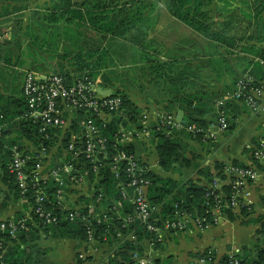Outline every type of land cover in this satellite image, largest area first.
I'll use <instances>...</instances> for the list:
<instances>
[{
  "label": "trees",
  "instance_id": "16d2710c",
  "mask_svg": "<svg viewBox=\"0 0 264 264\" xmlns=\"http://www.w3.org/2000/svg\"><path fill=\"white\" fill-rule=\"evenodd\" d=\"M209 1L164 0V5L171 16L195 32L211 39L215 44L233 46L236 42L234 39L236 36L229 32L228 23L222 24V28L216 29L207 20L205 22L201 19L203 7ZM251 1L255 5L253 7V17L255 19L253 25H255V29L253 36H251L255 40V44L248 46L246 49L250 50L253 54V59L248 60V65L251 64L252 67L247 73L248 75L245 74L233 80L226 92L232 91L239 79L244 78V76L249 78H251L250 74L255 76V81L251 79L257 84L260 83L257 80L262 79L261 81H263L264 79V0ZM56 2L47 12L46 17L49 23H62L59 29L63 33L66 45L73 47L74 50L64 47V53L61 58H67L71 54V58L76 61L77 65L74 68L66 69H64V66H61L60 71L54 70L42 73L61 75L68 81H71L73 77H85L92 82H97V74L93 73L89 65L91 62H86L85 59L98 53L97 61H99L105 57L108 47L111 49L113 45L120 44V39L127 38V36H130L131 40L135 39L132 38L134 31L140 27L146 18L144 15V0H56ZM250 8L252 10V7ZM5 13L7 12L5 11L3 14ZM10 21L12 22V18L7 16L2 19L0 21V30ZM19 30L20 27L16 29V33ZM82 30L92 31L98 38H90V40L85 38L84 42L87 43V46H81L79 42L83 37ZM15 34H12L11 38H5L0 42V64L10 63L11 55L7 47L11 45L13 38L19 35V33ZM107 38L109 39V44L106 48L103 43ZM16 40L18 43L22 41L21 37L16 38ZM123 42L121 41L122 50L126 51V46ZM142 48L146 49V44H142ZM83 51H85V58L82 55ZM112 53L114 51L111 49L109 57H111ZM224 61L223 57H211L208 59V64L213 69L220 67L223 70L225 67L221 66H224L222 63ZM202 66L191 64L190 61L186 62L182 60V63L181 61L178 63L177 60H161L156 55H147L142 60L139 69L141 71V78L145 79L146 86L155 90V93L149 91L151 96L148 97L149 102L145 100L147 102L145 105H140L137 101L132 100L124 87L116 88L114 85L107 87L112 89V93L105 97H119L121 100L117 108L103 109L106 113H109V118L104 119L96 114L98 118L93 117L95 124L99 127L100 133L106 139L107 158L102 162V165H99L100 167L94 170L88 159L80 156L77 159L78 162L73 161L72 170L69 174L76 177L83 175L84 180L86 179L93 184V191L90 195L88 194L87 197L79 196V199L84 198L85 202L79 206L69 199V194L73 191L71 187L78 185L76 184V180L71 182L66 178L62 184H59L56 178L50 176L42 178L40 175H36L35 172H31L30 177L27 178L28 184L26 188L21 190L18 187L14 174L8 170L6 165L11 158L12 146L17 144L22 148V144L26 141L30 143L31 147L25 151V155L32 154V152L37 151L39 147L44 145L52 147L53 151L50 153L52 158H59L60 155H63V148L67 146L71 138L70 133L80 131L78 123L75 121L69 127L70 130H55L52 128L49 131L48 137L50 138L45 139L44 133L40 131V128L32 120L25 117L27 105L25 104L22 92L19 97H16L15 94H12V96L5 95L0 89V125L2 126L0 132V170H2V174L5 175L9 184L14 188L16 195L28 204L30 207L29 213L31 212V219H25L24 228L17 232L16 238L9 236L7 233L0 234V264H38L40 253L34 248L33 242L39 238L40 234L52 237H73L84 242L87 239L89 228L93 230L92 236L96 241L103 242L104 236H107L110 243L116 241L114 252L109 256L108 264H134L130 252L138 250L139 253L143 254L138 243L143 238L149 240V238L153 237V234L145 230L143 224L138 219L133 220L128 226H123V215L129 214L132 216L134 212V205L121 196L120 188L116 184L119 178L122 181H126L129 178L125 172L127 163L124 161L119 162L121 172L118 178H115L108 164L111 163L110 161L113 156L120 153L134 155L136 162L144 167L141 176L149 180L147 198L149 203L156 207L157 215L161 219L172 218L175 211L179 208L187 210V212H191L192 214L204 215L206 202L211 199V196L206 195L210 192L209 187L205 188L193 183L184 185L174 182L170 178H163L145 167V164L138 159L136 154L137 145H142L140 143L144 145L145 142H149L156 150L159 166L165 170H169L171 165L177 162L181 155L182 144L176 135L185 130L190 136L202 141L203 135L196 131V129L199 127L206 129L208 124L216 123V101L222 95H219L218 98L212 97L206 91L199 90L198 82L201 83L202 78L196 69ZM27 70L35 71L34 68ZM168 98H171L173 101ZM175 100H179L178 105L185 111L186 116L184 123L178 121L182 126L179 129L168 125L164 121L165 116L170 114L174 116L169 107H174L172 103ZM163 102L167 105L157 108L160 113L152 122L148 115L149 110H151L150 106H152V103L159 104ZM231 104L227 103L225 107L228 122L227 129L233 126V115L231 116V112H229ZM238 106L243 109L248 108L246 103L241 101H238ZM210 112L214 114V122H207V120L199 119L195 116L199 113L205 115ZM142 129L149 131V138L144 140L133 138L130 141H117L122 137L120 130L136 131ZM52 161L54 162L55 160L52 159ZM36 162L37 159L32 155L27 160L26 171L35 169ZM229 163L241 168L246 167V165L236 161ZM226 164L216 161L214 166L215 174L225 177L223 173ZM64 175L63 173V177ZM208 181L212 184L213 175L209 174ZM38 189L40 192L36 191ZM58 189L63 190L62 200L56 195ZM129 191L131 192L130 188ZM223 192L227 196L226 198L229 199L232 193L231 185L224 184ZM114 202L121 203V219L118 218L119 214H115L117 211L113 209ZM210 203H212L211 200ZM90 204H97L103 211H106L104 215H100V222H97L92 217H89L88 222L81 220L80 217L87 213V207ZM239 204L240 201H238L237 206ZM37 206L50 212L52 216L57 218V221L49 224L44 223L43 219L34 211ZM70 213L74 214V220H70ZM17 218L24 217L19 216ZM117 231L123 233L124 236L121 239L116 237ZM128 232L134 235L135 238H127L126 234ZM261 232L264 234V220L261 222ZM29 250L33 252L31 253ZM41 254H43L42 251ZM227 255L223 259L224 264H227ZM236 257L240 258L243 264H264V246L257 251L254 258L243 259L238 253ZM77 260L80 262L79 258ZM155 264L159 263L155 262Z\"/></svg>",
  "mask_w": 264,
  "mask_h": 264
},
{
  "label": "crops",
  "instance_id": "0c3cea01",
  "mask_svg": "<svg viewBox=\"0 0 264 264\" xmlns=\"http://www.w3.org/2000/svg\"><path fill=\"white\" fill-rule=\"evenodd\" d=\"M31 1L39 5L38 0L37 2L36 0ZM14 5H18L14 0H0V11L5 8H13ZM11 15L1 13L0 21L6 16L12 18ZM155 24L179 26L168 30L158 27L155 31L153 29L148 40L150 42L149 54L156 55L161 60H177L178 63L180 61L182 63V60L186 61L184 58L189 57L194 52L197 53L198 57L207 58L202 60L203 66L196 70L202 78L201 83L198 82L199 90L206 91L212 97L218 98L219 95H224L233 80L247 74L252 67L251 64L248 65V60L253 59V54L246 48L252 46L253 42L249 44L247 38L243 41L234 38L236 42L233 46L218 43L216 45L214 41H211L217 46V50L209 52L205 48L206 41L199 38L200 34L190 30L188 26L173 16L157 18ZM20 26V23H15L12 18V22L6 23L3 28L8 29V37L11 38ZM161 30H166V32H159ZM170 31L172 32L170 33ZM211 57H223L225 61L222 62L224 66L221 67H225V69L221 70L220 67L213 69L208 64V59ZM244 62L245 65H243ZM250 76L255 81V76L251 74ZM22 80L23 76L21 82ZM261 80L257 81L261 82ZM18 92L19 94H17ZM20 93L21 84L15 94L16 97H19ZM168 99L172 100L171 98ZM179 100H175L172 103L174 107H169V109L172 110L178 121L184 123L185 111L178 105ZM262 101H264V93ZM231 103L229 112H231V116L233 115V126L218 132L216 138L202 142L200 139L197 140L190 136L185 130L176 135L182 144L181 155L169 170L159 166L156 150L149 142H145L144 145L140 143L142 145L136 146L138 159L145 164V167L163 178H170L174 182L184 185L193 183L205 188L211 185V182L208 181L209 174L213 175V180L220 177L214 172L216 161L225 164L236 161L249 166L253 162L251 157L253 144L264 131V111L253 114L247 108L243 109L238 106V102ZM163 105L167 104L165 102L152 103L150 106L151 110H149L148 115L152 122L160 113L157 108ZM195 116L207 120V122H214L215 119L211 112L205 115L199 113ZM41 172L43 176L47 175V169H42ZM221 179L224 180L225 177H221ZM224 184L221 183L219 188L223 189ZM92 185L90 181L85 179L78 185L71 187V190L73 189L69 194L71 202L77 203V206L84 204V198L79 199V196L87 197L88 194L90 195L93 191ZM29 211L28 204L16 195L14 188L0 170V221L19 216L27 217ZM224 213L217 223L207 228L188 224L184 231L166 232L164 241L160 244L151 247L147 238L141 239L138 244L143 255L149 256L154 263L159 264H189L199 254L209 249L216 255L212 264H224L223 259L230 253H238L243 259L254 258L257 251L264 246V234L261 232V222L264 220V179L248 180L240 198V204L225 210ZM33 243L34 248L40 253L38 264H99L102 262L108 264L109 256L113 254L115 248V242H103L94 245L81 242L73 237H52L42 234ZM82 251H86L89 258L84 262L81 260L78 262V254Z\"/></svg>",
  "mask_w": 264,
  "mask_h": 264
},
{
  "label": "built area",
  "instance_id": "2783aa9c",
  "mask_svg": "<svg viewBox=\"0 0 264 264\" xmlns=\"http://www.w3.org/2000/svg\"><path fill=\"white\" fill-rule=\"evenodd\" d=\"M5 38H9L7 28L0 30V42ZM96 86L94 81L92 82L85 77H73L71 81H68L57 74L42 73L36 70L25 71L21 86L22 96L27 105L25 117L32 120L40 128V131L44 133V138H50L48 136L52 128L55 130H70L69 127L75 121L80 126V131L70 133L71 138L67 146L63 148V155H60L59 158H52L50 153L53 149L50 146V149H48L49 147L42 145L37 151L32 152V154L25 155V151L31 147L30 144L25 142L22 144V148L14 144L11 148V158L6 165L8 170L14 174L18 187L21 190L26 188L28 184L27 178L30 177L31 172H35L36 175H40L42 178H48L49 176L56 178L59 184H62L66 178L71 182L76 180V184L81 183L84 180L83 175L80 177L69 175L72 170L73 161H77L80 156L87 158L94 170L100 167L99 165H102V162L107 158L106 139L100 133L94 118H98L96 115L104 119L109 118V113H106L103 109L117 108L121 100L119 97L108 98L100 95ZM263 93L264 79L258 84L246 76L239 79L232 91L226 92L216 101V123L208 124L206 129H202L201 127L196 129V131L203 135L202 141L207 142L212 138H216L218 132L227 129L228 122L225 108L227 103L241 101L246 103L250 113L257 114L263 112ZM164 118L165 123L168 125L176 129L182 127L173 115L170 114ZM1 129L2 126L0 125V132ZM121 133L122 137L117 140L118 142L130 141L133 138L144 140L150 137V133L146 129L136 131L120 130ZM32 155L37 159L35 169L26 171L27 160ZM251 157L257 162L253 161L252 164L245 168L230 163L226 164L223 173L225 179L222 180L221 177H218L213 180L208 188L210 192L206 194L211 196L210 200L212 203H210V200L206 202L204 215L192 214L191 212H187V210L179 208L175 211L172 218L161 219L157 215L156 207L151 205L147 198L149 180L141 176L144 167L136 162L134 155L120 153L113 156L110 161L111 163L108 164L115 178H118L121 172L119 162L124 161L127 163L125 172L129 178L126 181H122L119 178L116 184L120 188L121 196L134 205L132 216L129 214L123 215V226H128L135 219L140 220L144 229L153 234L152 238L147 239L152 247L164 241L166 232L184 231L188 224L199 228H207L217 223L222 218V215L225 214L226 209L237 206L248 180L264 179V131L253 144ZM49 158L54 159V163L51 162L52 159H50L51 161L48 160ZM42 169H47V175L43 176ZM63 173L65 174L64 177ZM221 183L231 185L232 193L229 199L226 198L227 196L224 194L223 189L219 188ZM36 191L40 192L39 189ZM56 195L62 200L63 190L58 189ZM87 209V213L80 217L85 222H88L89 217L100 222V215H104L106 212L101 211L102 208L100 206L97 208V204H90ZM113 209L117 211L115 214H119L118 218L121 219V203L114 202ZM34 211L46 224L57 221L56 217L52 216L50 212L43 210L40 206H37ZM30 213L24 218H12L0 221V234L7 233L9 236L16 238L17 232L24 228L25 219H31ZM74 217V214H69L70 220H74ZM92 235L93 230L89 228L87 239L84 242L97 245L109 241L107 236H104L103 242L96 241ZM122 236L124 235L121 231L116 232L117 238L121 239ZM126 237L129 239L135 238L130 232L126 234ZM111 239L113 238L111 237ZM130 253L134 264H155L152 258L139 253L138 250H133ZM86 254V251H82L78 254V258L84 262L88 260ZM227 257V264H243L241 259L236 257L235 253H230ZM215 258V253L209 249L203 251L189 264H212Z\"/></svg>",
  "mask_w": 264,
  "mask_h": 264
},
{
  "label": "rangeland",
  "instance_id": "374dc122",
  "mask_svg": "<svg viewBox=\"0 0 264 264\" xmlns=\"http://www.w3.org/2000/svg\"><path fill=\"white\" fill-rule=\"evenodd\" d=\"M14 1L18 5L0 11L12 14L11 17L15 23L17 22L21 25L19 35L14 37L11 45L7 47L11 55L10 63L0 64V89L5 95L11 96L16 94L20 87L23 73L29 68H34L39 72H52L54 70L60 71L61 66L66 69L74 68L77 65L76 61L71 58V54L67 58H61L64 53V47L74 50L73 47L66 45L63 33L59 29L62 23H49L46 17L50 8L57 3L56 0H38L39 5L31 0ZM253 3L251 0H210L203 7L201 19L205 22L208 21L216 29L222 28V24L228 23L229 32L236 36L234 38L242 41L247 38L249 44H252V42L255 44V40L251 38L255 29V25H253L255 22L253 7L255 5ZM143 4L146 18L140 27L134 31L132 38L135 39L131 40L130 36L120 39L122 42L124 41L126 51L122 50L120 41V44L112 46L111 49L114 53L109 57L111 49L108 47L109 39L107 38L103 43L106 48L108 47L104 58L97 61L99 54L96 53L92 57L85 59L86 62H91L89 64L91 70L95 75L97 74V82L95 81V84L97 85L98 93L104 96L110 95L112 89L107 88L110 85H114L116 88L124 87L132 100L137 101L141 105L147 104L145 100L149 102L148 97L151 96L149 91L155 93V90L146 86L145 79L141 78L139 69L142 60L149 55V34L153 29L155 31L157 27L168 30L179 26L155 24V19L171 16L165 9L164 0H144ZM250 7H252V10ZM176 23L178 22L176 21ZM166 30L159 32L165 33ZM82 32L83 37L79 42L81 46H87V43L84 42L85 38L88 40L90 38H98L92 31L82 30ZM18 37H21V43L16 40ZM199 38L206 41V50H209V52L217 50V46L211 42V39L201 34ZM142 44H146V49L142 48ZM82 55L85 58V51L82 52ZM184 59L186 62L190 61L191 64L202 66V60L207 58L198 57L197 53L194 52ZM243 65H245V62Z\"/></svg>",
  "mask_w": 264,
  "mask_h": 264
}]
</instances>
